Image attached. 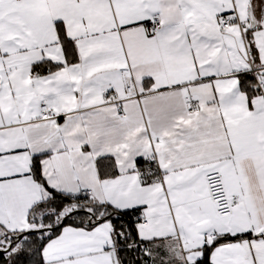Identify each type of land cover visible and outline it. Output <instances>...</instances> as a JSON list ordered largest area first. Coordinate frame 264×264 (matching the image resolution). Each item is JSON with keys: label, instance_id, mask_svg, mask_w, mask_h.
<instances>
[{"label": "snow or ice", "instance_id": "1", "mask_svg": "<svg viewBox=\"0 0 264 264\" xmlns=\"http://www.w3.org/2000/svg\"><path fill=\"white\" fill-rule=\"evenodd\" d=\"M0 264H264V0H0Z\"/></svg>", "mask_w": 264, "mask_h": 264}]
</instances>
